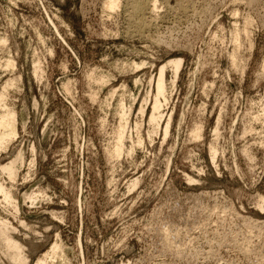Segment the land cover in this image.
Instances as JSON below:
<instances>
[{"label":"rangeland","instance_id":"1","mask_svg":"<svg viewBox=\"0 0 264 264\" xmlns=\"http://www.w3.org/2000/svg\"><path fill=\"white\" fill-rule=\"evenodd\" d=\"M108 1L0 0V264H264V0Z\"/></svg>","mask_w":264,"mask_h":264},{"label":"bare ground","instance_id":"2","mask_svg":"<svg viewBox=\"0 0 264 264\" xmlns=\"http://www.w3.org/2000/svg\"><path fill=\"white\" fill-rule=\"evenodd\" d=\"M116 6H117L116 0H109L107 2V9L109 8L108 10H110V9L113 10V9H115ZM139 7H141V6H139ZM169 65H172V67L174 69L175 76H176L178 74L180 67H181V61L180 60L171 61V62H169ZM165 67L166 66L161 67L160 72H159V77H158V81H157V94H156L157 97L154 99L155 101H154V104L152 105L153 106L152 107L153 112L151 114L152 116H150L151 117L150 120L152 122H153V120L158 118V117L156 118V113H158V111L160 109V102H159L158 98L164 96V91H165L164 90V88H165L164 71H165ZM154 122H156V120ZM0 128L3 130V132L0 134V148H1L2 144H4L5 141L10 140L12 137L15 136V127L12 124V120L10 119V117H2L0 119ZM165 131L167 132V130H165ZM119 135H121V133ZM118 138H119L118 139L119 143H121L120 140L122 139V137H118ZM119 145L117 147H120ZM1 170L4 172H8L9 175H13L12 164H9L7 166L2 167ZM0 193H3L5 200L8 199L7 194H5V192L1 186H0ZM6 244L9 247V249H12L14 252L18 251V247L14 244H11L10 241H7ZM14 257H16V255H14Z\"/></svg>","mask_w":264,"mask_h":264}]
</instances>
